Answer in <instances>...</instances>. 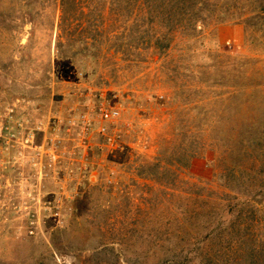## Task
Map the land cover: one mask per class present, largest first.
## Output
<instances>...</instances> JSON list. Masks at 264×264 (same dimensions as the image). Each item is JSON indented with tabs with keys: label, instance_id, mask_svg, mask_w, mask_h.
<instances>
[{
	"label": "rangeland",
	"instance_id": "rangeland-1",
	"mask_svg": "<svg viewBox=\"0 0 264 264\" xmlns=\"http://www.w3.org/2000/svg\"><path fill=\"white\" fill-rule=\"evenodd\" d=\"M59 13V0H0V264H152L154 257L144 260L143 253L154 241L145 235L156 233L177 200L170 197L163 207V188L138 178V167L152 161L164 142L176 141V127L186 132L192 126L194 104L209 106L211 115L221 101H209L207 89L193 93L210 82L171 72L180 61L178 51L162 66L155 53H144L145 62L138 64L108 53L92 79L75 68L56 82ZM204 40L195 63H203L202 53L244 62L214 83L261 85L262 92L254 90L258 124L264 114V33L230 22ZM101 104L118 108L119 117L102 120ZM255 126L260 137L264 129ZM30 131L33 149L53 151V168H45L47 156L38 160L28 148L20 156ZM257 149L264 162V145ZM212 159L209 152L193 158L180 189L190 195L225 192ZM254 232L263 235L264 214Z\"/></svg>",
	"mask_w": 264,
	"mask_h": 264
},
{
	"label": "trees",
	"instance_id": "trees-1",
	"mask_svg": "<svg viewBox=\"0 0 264 264\" xmlns=\"http://www.w3.org/2000/svg\"><path fill=\"white\" fill-rule=\"evenodd\" d=\"M59 12L56 82L67 80L75 68L92 79L108 53L136 64L145 62L144 53H155L162 66L171 51H178L180 61L171 72L181 70L202 85L210 82L212 86H195L193 93L207 89L209 101H221L211 115L209 106L194 104L191 110L198 114L192 126L186 132L182 125L176 127V141L164 142L152 161L138 167V178L163 188V207L170 197L177 200L173 213L162 215L156 233L145 235L154 242L144 248V260L152 256V264H264V233L254 232L264 214L263 151L257 149L264 145V133L258 137L255 126L264 129V114L258 124L254 121L255 91L263 90L261 85L252 89L235 82L214 83L225 70L237 72L244 64L241 59L232 61L219 53H202L206 56H200L201 64L192 59L218 25L242 22L264 33V0H59ZM218 84L221 89L215 91ZM207 152L220 167L216 178L226 191L190 195L179 187L184 184L181 175L193 158Z\"/></svg>",
	"mask_w": 264,
	"mask_h": 264
},
{
	"label": "built area",
	"instance_id": "built-area-1",
	"mask_svg": "<svg viewBox=\"0 0 264 264\" xmlns=\"http://www.w3.org/2000/svg\"><path fill=\"white\" fill-rule=\"evenodd\" d=\"M99 115L101 117L102 120L104 121H108V122H112L114 120H116L119 117V110L116 107H105L104 105L101 104V106L99 107ZM86 130H88V127H86ZM34 139V133L33 131H30L29 133L26 134V137L24 139V143H21V147H20V156L22 157L23 153L22 151H24L25 148H28L30 150H32L36 157V159L41 160L43 156H47L48 160L45 164V168H53L55 160H56V156L54 155L52 150H44L43 147H31L32 141ZM108 142H113L111 138L107 139ZM34 165H37L36 163ZM30 234H33V231H29Z\"/></svg>",
	"mask_w": 264,
	"mask_h": 264
}]
</instances>
